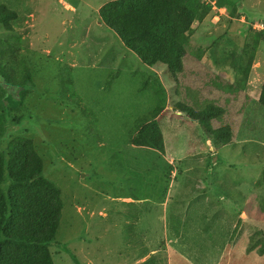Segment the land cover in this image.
<instances>
[{
    "label": "rangeland",
    "instance_id": "obj_1",
    "mask_svg": "<svg viewBox=\"0 0 264 264\" xmlns=\"http://www.w3.org/2000/svg\"><path fill=\"white\" fill-rule=\"evenodd\" d=\"M112 1L0 0V82L17 83L0 143L27 140L61 192L53 263L264 264V38L247 82L238 71L264 0H203L175 74L104 24ZM159 111L163 152L134 145Z\"/></svg>",
    "mask_w": 264,
    "mask_h": 264
},
{
    "label": "trees",
    "instance_id": "obj_2",
    "mask_svg": "<svg viewBox=\"0 0 264 264\" xmlns=\"http://www.w3.org/2000/svg\"><path fill=\"white\" fill-rule=\"evenodd\" d=\"M210 1L217 7L231 5L243 12L239 6L242 0ZM206 8L203 0H116L104 5L99 16L145 65H168L175 74L181 70L193 25L204 19ZM250 28L238 65L244 82L248 80L258 44L264 38L263 31ZM3 84L8 88L17 85L8 81ZM4 85L0 82V140L5 135L3 103L9 96ZM259 102L264 106V86ZM207 113L206 117L212 115L211 110ZM159 114L160 111L141 117L140 123L129 130L134 145L163 152V136L155 123ZM189 117L198 121L205 116ZM229 131L225 126L211 135L225 145ZM62 204L61 192L45 179L41 160L27 140L13 137L5 146L0 143V264H54L49 246L56 239ZM151 260L144 263L152 264Z\"/></svg>",
    "mask_w": 264,
    "mask_h": 264
},
{
    "label": "built area",
    "instance_id": "obj_3",
    "mask_svg": "<svg viewBox=\"0 0 264 264\" xmlns=\"http://www.w3.org/2000/svg\"><path fill=\"white\" fill-rule=\"evenodd\" d=\"M252 27H253L254 29H256V30H257V29H258V30H260V29H261V30H264V27L261 26V25H258V24H255V25H253Z\"/></svg>",
    "mask_w": 264,
    "mask_h": 264
},
{
    "label": "crops",
    "instance_id": "obj_4",
    "mask_svg": "<svg viewBox=\"0 0 264 264\" xmlns=\"http://www.w3.org/2000/svg\"><path fill=\"white\" fill-rule=\"evenodd\" d=\"M167 108V107H166ZM262 254L260 255V257H258L257 259H262ZM234 258H236V257H234ZM264 258V257H263ZM248 259V258H247ZM243 260H244V258H243ZM251 260L253 261V260H255V258H251ZM250 264H260V263H250Z\"/></svg>",
    "mask_w": 264,
    "mask_h": 264
},
{
    "label": "clouds",
    "instance_id": "obj_5",
    "mask_svg": "<svg viewBox=\"0 0 264 264\" xmlns=\"http://www.w3.org/2000/svg\"><path fill=\"white\" fill-rule=\"evenodd\" d=\"M222 10V9H221Z\"/></svg>",
    "mask_w": 264,
    "mask_h": 264
}]
</instances>
